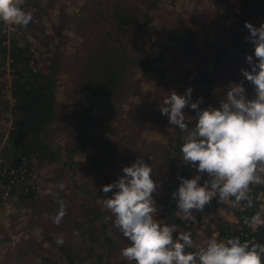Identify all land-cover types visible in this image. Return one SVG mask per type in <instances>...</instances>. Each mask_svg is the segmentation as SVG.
Instances as JSON below:
<instances>
[{
  "label": "rangeland",
  "instance_id": "374dc122",
  "mask_svg": "<svg viewBox=\"0 0 264 264\" xmlns=\"http://www.w3.org/2000/svg\"><path fill=\"white\" fill-rule=\"evenodd\" d=\"M215 2L226 3L225 0H23L22 7L32 13L33 21L27 27L16 26L15 30L12 25L0 23V36L5 35L4 26L8 29V47L12 39L22 46L29 43L36 69L54 75L57 118L43 139L60 157L32 161L29 183L37 191L34 198L21 200L20 192L12 195L8 190L3 192L0 264H130L120 255V249L130 242L107 219L111 215L103 206L107 198L100 197L99 192L102 186L124 175L123 167L131 166L137 158L153 168V179L159 185L158 192L153 193L155 218L167 224L170 215L162 204L171 187L178 190L181 177L173 168L184 171L187 166L191 171L188 179L196 169L184 164L182 155L175 161L178 143H182L178 133H186L170 125L159 107L171 91L183 95L189 87L193 88L192 102L202 97L203 102L215 104L212 101H216L217 94L212 93L215 84L209 78V57L203 52L208 45L201 39L211 27H204L206 20L223 16L222 12L210 9ZM118 16L131 17V21L125 26L118 24V32L107 35V29L114 30ZM113 37L125 45L128 57L140 63L127 64L125 58L118 59L117 63H124L118 89L111 99L95 101L85 135L82 117L87 102L76 94V83L92 48H104ZM149 37L155 42L156 56L149 55ZM1 60L2 57L0 165L5 163L1 140L8 141L5 129L12 126L14 119V100L8 90L13 78L11 60L8 58L5 63ZM205 71L208 74L203 78ZM183 111L185 122H194L195 110L186 107ZM191 123L190 129L194 127ZM72 148L79 151L70 159ZM23 165L26 167V163ZM59 184L64 185L63 190ZM58 200L64 201L67 209L56 224L53 219L59 210ZM220 205L228 211V205ZM90 217L92 221L88 220ZM208 217L206 214L205 218L201 216L202 220H186L187 226L191 224L189 229L175 225L183 232H191L195 242L192 251L210 237H218L219 219ZM58 239L64 241L60 245L64 250L59 249ZM67 249L71 253L69 260L65 257ZM105 253L109 255L97 260Z\"/></svg>",
  "mask_w": 264,
  "mask_h": 264
},
{
  "label": "clouds",
  "instance_id": "9594fccd",
  "mask_svg": "<svg viewBox=\"0 0 264 264\" xmlns=\"http://www.w3.org/2000/svg\"><path fill=\"white\" fill-rule=\"evenodd\" d=\"M23 0H0V23L27 27L34 19L22 7ZM250 35L246 38L254 46L253 55L246 56L251 70L241 69L242 76L253 85L254 97L249 99L244 81L233 83L226 101L218 108L201 109L203 98L192 102L189 87L183 95L171 91L159 111L168 117L170 125L182 132L180 148L182 162L196 169L192 178L180 179L177 191L171 195L185 220H195V212H203L215 199L217 203L233 199L235 205L246 202L253 206L251 185L264 183V24L255 27L245 22ZM186 107L195 110L194 127L186 121ZM124 175L102 186V192L112 193L103 206L112 214L107 219L130 242L120 249L126 261L135 264H264V244L241 242L239 238L218 240L210 238L194 251L191 232L174 236L175 225L155 218L159 185L153 179V168L137 158L131 166L123 167ZM207 175V179L202 177ZM58 187L63 190L64 185ZM54 194V193H50ZM59 210L53 222L59 224L67 206L58 200ZM114 217V220H113ZM248 226H264L260 212L243 217ZM62 239L57 244H63Z\"/></svg>",
  "mask_w": 264,
  "mask_h": 264
},
{
  "label": "trees",
  "instance_id": "16d2710c",
  "mask_svg": "<svg viewBox=\"0 0 264 264\" xmlns=\"http://www.w3.org/2000/svg\"><path fill=\"white\" fill-rule=\"evenodd\" d=\"M117 21L113 31L112 28L106 30L107 35L116 34L118 32V24L120 26H125L131 21V17L118 16ZM103 30H105V28H103ZM0 31H2V24H0ZM5 38L4 34L0 36V58L2 57V63H5L8 58L11 60L9 65L13 78L8 90L14 100V119L8 133V141L3 143L4 147L1 150V157L5 161V163L1 165V169L3 170L5 166L8 168L3 179L4 182L10 186L9 194L12 195L16 192H20L21 200H23V198L31 199L35 197L37 192L29 183L31 178L24 177L22 179L18 173H13V170H19L20 166L26 163L25 168H27V171H31V167L33 166L32 161L34 159L42 162L48 159H60V157L55 154L54 148L48 145L43 139V134L49 128L50 124H52L53 120L57 118V86L54 75H47L43 71L36 69L35 60L30 53L29 43L22 46L12 39L8 47L3 43ZM149 42V55L152 56L155 55V42L151 37H149ZM127 53L128 50L125 45L118 42L117 39L113 37L111 40L109 39V43L104 44V48L102 49L98 46H94L92 52L89 54L88 61L84 62L82 72H80L79 75V82L76 83V94L87 102L83 106L82 117V133L85 135H87L85 125L87 124L88 118H90L93 113L95 101L98 98L110 97L111 99L118 89V78L121 76L122 71H124V63L120 65L117 63L118 59L120 57L125 58L127 64L132 62L140 63V61L128 57ZM145 63H149V60ZM206 74L208 73H204L203 78H205ZM205 81L209 82V80ZM190 123L191 122H188V124ZM178 134V140H182L181 142L183 143L184 135L182 133ZM182 143H180V141L178 143V155L174 156L175 161L180 159L182 155L180 152ZM78 151V148L70 149V159ZM173 172L177 176L181 175L183 178H189L191 175V171L187 169V166L184 171L173 168ZM110 183L112 182L107 184ZM250 187V196L253 200V206L248 208L246 202H241V204L238 205L235 210V215L238 218V223L236 225L224 219H220L217 224L219 240L239 238L241 242L248 240L264 244V226H248L243 222V217H251L256 212H259L258 203L252 195L255 196L259 190L264 189L259 184L251 185ZM4 191V189H0V207L3 202ZM173 191L174 187H171L169 193L165 197L167 200L162 204L170 215L167 224L179 225L183 229H189L191 224L187 226V221L177 216L176 200L173 199L171 195ZM99 195L100 197L110 198L112 193L105 194L102 192V189H100ZM233 199L234 198H232V200ZM100 216L101 214H99V217ZM88 220L92 221L91 217ZM59 249L64 250L65 248L62 249L59 245ZM68 251L70 250L67 249L65 251V257L69 260L71 259V253ZM106 255L109 254L105 253V255L102 254L96 258L97 260H102Z\"/></svg>",
  "mask_w": 264,
  "mask_h": 264
},
{
  "label": "crops",
  "instance_id": "0c3cea01",
  "mask_svg": "<svg viewBox=\"0 0 264 264\" xmlns=\"http://www.w3.org/2000/svg\"><path fill=\"white\" fill-rule=\"evenodd\" d=\"M226 3H213L210 5L211 10H217L222 12L223 16H219L218 19L206 20L205 26L208 27V31L204 32L203 40L204 45H208L205 55L209 57V69L210 80L212 84V93H216L215 104H208L206 101L201 103L199 107L205 109L209 106L218 108L221 103L226 101L227 91L230 89L231 84L244 81V87L249 99L254 97L253 85L242 76L241 69L251 70L250 66L246 62L247 55H253L254 46L246 38L250 35L248 29L245 27V22L251 23L255 27H259L264 24V0H225ZM216 26V27H215ZM201 33V32H200ZM201 37V34L199 35ZM201 43H199L200 45ZM203 49V48H202ZM255 61V57H254ZM196 114V113H195ZM195 122V121H194ZM194 122L191 124L194 126ZM188 124V123H187ZM10 126L6 127L7 134L9 133ZM196 171V170H195ZM197 173L195 172L194 175ZM193 175V176H194ZM264 178V174H261ZM192 176V177H193ZM207 175L202 177L207 179ZM256 185V184H255ZM264 188V183L259 184ZM253 198L258 203V211L264 217V189L259 190L257 195ZM228 205V211L222 209V205L214 199L210 205H207L203 212H195V219H201V216L208 214V218H216L220 220H226L233 225L238 223V218L235 215V210L238 207L233 203L232 198L221 202ZM208 210V211H207ZM177 216L184 219L182 215L177 212ZM185 220V219H184ZM256 227V225H253ZM183 229L176 227L174 236L183 232ZM215 235V234H214ZM218 239L217 235L215 236ZM212 237V238H215ZM211 238V237H210ZM193 239V238H192ZM194 241V240H193ZM195 246V242L193 247ZM192 248L186 249V251H192Z\"/></svg>",
  "mask_w": 264,
  "mask_h": 264
},
{
  "label": "built area",
  "instance_id": "2783aa9c",
  "mask_svg": "<svg viewBox=\"0 0 264 264\" xmlns=\"http://www.w3.org/2000/svg\"><path fill=\"white\" fill-rule=\"evenodd\" d=\"M3 31H4L5 37H6L7 31H8V29L6 28V26H4ZM7 42H8V39L5 38V40L3 41V43L6 44ZM2 141H3V143H6L7 142L4 139ZM1 168H2V166L0 165V186L5 190L6 193H7V190H8V194H9V192H10V186L7 185L4 182V179H3V176L6 175V171L8 170V168L6 166L3 168V170ZM14 172H15V174L18 173L21 176L22 179L24 177H30L31 174H32L31 171H27V168H25L24 165H21L20 168H19V170L18 169L16 171L13 170V173Z\"/></svg>",
  "mask_w": 264,
  "mask_h": 264
}]
</instances>
